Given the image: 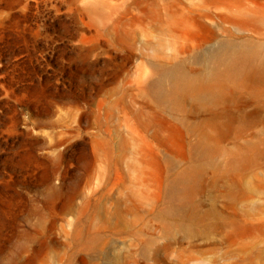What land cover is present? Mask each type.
Wrapping results in <instances>:
<instances>
[{
  "label": "rangeland",
  "instance_id": "374dc122",
  "mask_svg": "<svg viewBox=\"0 0 264 264\" xmlns=\"http://www.w3.org/2000/svg\"><path fill=\"white\" fill-rule=\"evenodd\" d=\"M226 40L264 0H0V264H264V67L153 85Z\"/></svg>",
  "mask_w": 264,
  "mask_h": 264
},
{
  "label": "bare ground",
  "instance_id": "6f19581e",
  "mask_svg": "<svg viewBox=\"0 0 264 264\" xmlns=\"http://www.w3.org/2000/svg\"><path fill=\"white\" fill-rule=\"evenodd\" d=\"M206 69L200 75L186 71L179 65H172L159 70L153 81L156 96L163 101H175L183 93L205 95L209 93L211 85L218 80L222 72L233 67L241 70L248 64L259 59L260 67H264V52L255 43L249 41L220 42L209 49L206 56ZM188 174L181 177L179 182H186ZM238 264H255L253 262ZM263 264V263H260Z\"/></svg>",
  "mask_w": 264,
  "mask_h": 264
}]
</instances>
